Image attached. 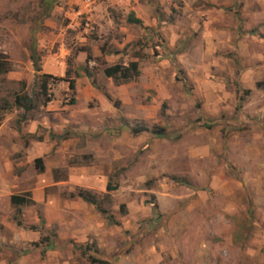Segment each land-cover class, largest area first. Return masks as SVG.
Listing matches in <instances>:
<instances>
[{
  "label": "rangeland",
  "instance_id": "374dc122",
  "mask_svg": "<svg viewBox=\"0 0 264 264\" xmlns=\"http://www.w3.org/2000/svg\"><path fill=\"white\" fill-rule=\"evenodd\" d=\"M79 2L54 0L42 17L40 0H0V63L7 69L0 73V114L10 116L2 135L15 138L11 127L22 114L58 113L57 128L38 124L34 133L20 134L24 147L41 138L46 144L33 148L30 159L15 164L0 149L8 185L0 183V261L46 248L43 236L54 250V227L32 240L27 235L38 230L29 226L59 223L54 206L73 202L82 188L112 215L114 222L99 214L104 223L126 233L129 254L155 246L164 255L177 248L191 256L200 243V253L216 264H264V75L263 87L246 75L255 62L264 65V20L255 16L264 0H93L87 16ZM130 11L142 25L124 21ZM79 47L95 57L91 78ZM134 59L142 68L134 80L115 84L103 73ZM40 74L52 77L44 108ZM21 92L35 100L33 110L14 112L13 96ZM134 126L147 130L133 133ZM159 128L161 135L151 131ZM40 153L42 169L34 160ZM107 183L115 188L107 191ZM40 184L52 205L47 221L42 203L9 200ZM71 205L62 223H79ZM175 213L207 224L180 230L170 221ZM15 218L26 225L19 228ZM13 225L25 248L10 243L17 238ZM60 250L66 264H109L74 243Z\"/></svg>",
  "mask_w": 264,
  "mask_h": 264
},
{
  "label": "crops",
  "instance_id": "0c3cea01",
  "mask_svg": "<svg viewBox=\"0 0 264 264\" xmlns=\"http://www.w3.org/2000/svg\"><path fill=\"white\" fill-rule=\"evenodd\" d=\"M255 16L257 19L260 18L259 21L264 20V9L262 11L256 9ZM82 53L85 52H80V56H82ZM130 61H137V59ZM258 66L259 63L255 62V64L249 67L251 68L249 70L250 73H246V75L251 78V80L253 81V85L255 86L257 82H260V79L264 75V65L262 66L263 68H258ZM139 69L140 75H142V68L139 67ZM39 72L40 71H38V73ZM241 83L244 84L243 76L241 79ZM48 101L42 103L40 107L44 108ZM12 106L14 112H28L24 111L21 108H17L16 106H14V104ZM21 117L22 119L19 121L16 119V121L13 123L14 127H11L15 138L9 136L8 138H5L2 133L5 130L7 123L9 122L10 116L7 112L0 114V149L6 150L7 154H10L11 156L13 155L14 160L16 162L15 164H21L22 159L24 158L30 159L31 150L36 146L41 147V144H45L44 142H42L41 138L36 142L29 141V144L24 147V145L20 143V140H22L20 134H22L23 132L29 134L34 133L35 128L38 124H43L46 127L49 126L52 128L58 127V123L56 122L58 117L57 111H51L49 116L43 113L35 118H30L24 116L23 114L21 115ZM52 118H54V121L52 120ZM43 141H45V137L43 138ZM38 156L39 157H36L35 159L40 158L42 160V153H40ZM10 164L12 166V161H10ZM3 179H5V177L4 174L1 173L0 183L2 182L4 184L3 186L7 187L8 185L3 181ZM87 188L93 187L89 186ZM25 193L30 194L31 199L33 200L32 203L43 204L45 211L44 218L47 221V214L48 211L51 210L52 205L50 202H48L47 198H45V186L40 184L31 187ZM10 195H12V193H10L9 196ZM69 205H71V209L73 210L72 212L77 213L79 223H62L65 218V215L63 213L64 208L68 207ZM75 207L77 209H74ZM54 210L56 212V221L59 223H38V227L36 223H31L32 225H30L29 228L35 227L33 229L38 231L33 232L34 235L32 233H29V235H27V239L37 240L38 234H47L49 233V229H51V227H54L55 231L53 233V236H55L58 240V242L54 244L56 248L53 250V243L51 238L47 239L46 236H43L46 237V239H44L46 241L45 245L47 244L46 248L44 246L39 247L41 246L39 244V246H37L34 251H28L26 249H22L20 251L18 250V254L17 256H14V259L2 260L0 261V264H66L67 259L65 257V254L60 250V248L65 244L69 243H74L76 246L79 247L81 252L83 251L80 247L86 246L85 250H87V244H89V246L92 247L87 251L88 254H90L93 258V260H95V262L103 261L109 264H216L217 262L215 257L212 258L208 255L206 256L200 253L201 250L200 248H198V246H201L200 243H195L196 253L191 256L188 254L186 255L184 249L182 250L177 248L171 249L169 251V254L164 255L163 253H161V251L159 252V249L155 246H147V248L141 250V252L137 249L138 253L134 252L133 254H129V241L126 233L118 229L113 230L111 226H109L107 223H104V220L99 215L100 213L95 211L92 205L83 201L79 197H77V199L70 203H68L67 201L57 202L54 206ZM187 215L180 216L175 213V215L170 218V221L172 223L179 224L178 228L180 230H185L188 228L201 229L202 227H204L205 224H207L203 223L206 220L197 218L194 214L190 217H187ZM25 225L26 223H21V225L18 226L20 228L21 226ZM15 228L16 227H14L13 225L11 229L17 233V238L16 240H11L10 243H12L16 249V246H25L24 244L26 243V241L23 237L20 236V231ZM113 233H115V237H113ZM41 238L42 237L39 238V242H41ZM136 247H138L137 244ZM39 250L44 255L42 259L41 255L39 254Z\"/></svg>",
  "mask_w": 264,
  "mask_h": 264
},
{
  "label": "trees",
  "instance_id": "16d2710c",
  "mask_svg": "<svg viewBox=\"0 0 264 264\" xmlns=\"http://www.w3.org/2000/svg\"><path fill=\"white\" fill-rule=\"evenodd\" d=\"M41 3L44 5V15L42 17H47L49 16V13L54 5V0H40ZM142 1H150V0H142ZM124 21L130 24H138L142 25V20L138 17L134 16L133 11H130L123 17ZM77 52H85V73L86 76L91 78V73L88 68H90V64H92L95 60V57L92 55V52L90 48L88 47H79ZM101 53H104V45L100 47ZM118 54L119 51H111L110 53ZM31 61L33 63V66L35 68V71H40V67L37 62V58L32 56ZM7 69L2 66V63H0V73L5 72ZM103 73L106 77L111 78L115 84H122L126 83L128 81L136 79L140 75V69H139V64L137 61H126V62H117L111 65H107L103 69ZM66 74H69V69L66 70ZM52 78L51 75L49 74H40L39 75V92L41 97H44V102L48 101L49 99L47 98V89L48 85L50 83L49 79ZM69 89L73 92L75 88V83L73 79H69ZM257 87H262L263 83L262 81L256 83ZM106 97L110 99L109 95L106 94ZM73 101V100H72ZM13 104L17 108H21L24 111H30L33 110L36 106L35 100L27 93L21 92V93H16L13 96ZM146 127H136L134 126L132 128L133 133H140L142 131H146ZM158 130V131H157ZM152 129L151 131L154 134L161 135L163 134L162 128L159 129ZM35 162L39 163V169H42L41 165V159L37 158L35 159ZM114 186H111L110 183H107L106 185V190L110 191L114 189ZM75 195L79 198H81L83 201L87 202L88 204L92 205L97 212L100 214L104 215L105 218L108 221L114 222L112 215L109 213V211L105 208H103L100 205V200L96 196V194L90 190L82 189L79 188L75 191ZM10 203L13 206H21L25 205L28 203H32L33 200L30 197L29 193H24V195H18V194H12L10 195ZM16 224L21 225L20 221L15 218ZM31 229L35 227H30ZM46 239V237H42L41 240ZM82 251L85 250V247H80ZM93 260V259H92ZM95 261V260H93Z\"/></svg>",
  "mask_w": 264,
  "mask_h": 264
},
{
  "label": "built area",
  "instance_id": "2783aa9c",
  "mask_svg": "<svg viewBox=\"0 0 264 264\" xmlns=\"http://www.w3.org/2000/svg\"><path fill=\"white\" fill-rule=\"evenodd\" d=\"M92 4L93 0H80L78 6L79 10L81 11L82 14H85L86 16L90 13V10L92 9ZM85 16V22H84V27L85 29L90 28V22H89V17Z\"/></svg>",
  "mask_w": 264,
  "mask_h": 264
}]
</instances>
